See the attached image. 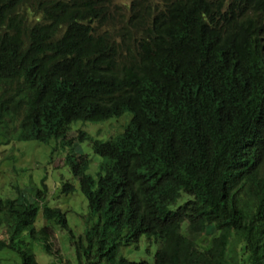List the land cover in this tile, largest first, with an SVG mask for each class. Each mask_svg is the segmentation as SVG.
Instances as JSON below:
<instances>
[{
    "label": "trees",
    "instance_id": "16d2710c",
    "mask_svg": "<svg viewBox=\"0 0 264 264\" xmlns=\"http://www.w3.org/2000/svg\"><path fill=\"white\" fill-rule=\"evenodd\" d=\"M263 50L264 0L0 4V93L16 99L0 103V145L20 111L17 138L45 144L130 116L114 140L77 136L102 158L95 175L88 157L68 161L82 233L44 203V180L0 197V264H39L34 244L52 256L58 228L75 264H264ZM128 247L152 260L127 261Z\"/></svg>",
    "mask_w": 264,
    "mask_h": 264
},
{
    "label": "rangeland",
    "instance_id": "374dc122",
    "mask_svg": "<svg viewBox=\"0 0 264 264\" xmlns=\"http://www.w3.org/2000/svg\"><path fill=\"white\" fill-rule=\"evenodd\" d=\"M118 3H126L128 0H116ZM157 0H149L148 2H156ZM13 93H0V103H8L14 105L15 99ZM130 116L125 114L120 119H109L108 121L98 123L80 122L71 125L72 132L61 141V146L51 141L49 144L36 145L35 143L12 142L6 147L0 146V197L7 198L16 195V188L24 191L26 187L33 191L41 188L42 180L47 185L44 196V203L57 207L62 212L67 213L69 227L73 233L80 234L84 229V220L81 216L85 214V201L78 190V180L70 172L68 167L62 165L67 151L77 144V135L79 130H84L93 140L106 141L116 137L122 133L124 126L128 123ZM78 130V131H77ZM72 152L76 155L87 156L90 160V175H95L101 158L95 155L90 147L89 142H80ZM92 160V161H91ZM68 182L72 184L76 191L69 196H60L58 193L60 183ZM81 218V219H80ZM44 224L42 214H39L37 227ZM53 237L50 240V248L52 256H48L42 252L39 245L34 244L36 260L39 264H75L73 251L69 244V234L61 229H55ZM80 232V233H79ZM154 248L148 254L144 248L135 249L128 247L122 249L121 254L130 261L152 260Z\"/></svg>",
    "mask_w": 264,
    "mask_h": 264
},
{
    "label": "clouds",
    "instance_id": "9594fccd",
    "mask_svg": "<svg viewBox=\"0 0 264 264\" xmlns=\"http://www.w3.org/2000/svg\"><path fill=\"white\" fill-rule=\"evenodd\" d=\"M25 0H5L3 3H0L2 6H4V7H6V8H13V7H17V6H19L21 3H23ZM131 1H133V0H128V2H131ZM149 1V0H148ZM128 2H126V3H128ZM159 2H160V0H157L156 2H148L149 4H151L152 6H154V5H157V4H159ZM114 3L116 4V5H122V4H126V3H118L116 0H114ZM212 41L214 42V43H216V44H218L222 49H224L225 51H227L228 50V47H227V45H226V43H225V41L223 40V38L221 37V36H215V37H213L212 38ZM259 58H260V60L262 61V62H264V50L259 54ZM5 90V92L6 93H9V92H12L13 93V91L11 90V89H4ZM13 95V94H12ZM13 98L15 99V97L13 96ZM15 101H16V99H15ZM15 101H14V103H15ZM4 104H6L7 105V103H4ZM30 112L31 111H29V112H23V111H20L19 112V115H18V117H15V119H14V124H13V130H15V135H16V138H15V143H23V142H26V143H29V142H32V143H35L36 145H40V144H44V145H47V144H49V143H47V144H45V143H42V142H37V141H23V140H19L18 138H17V136H18V134H19V132L21 131V128L27 123V121H28V118H29V115H30ZM123 117V116H122ZM122 117H119V118H117V119H120V118H122ZM113 119H115V118H113ZM108 121V120H107ZM129 122V121H128ZM87 123H89V122H87ZM81 124H83V123H81ZM85 124V123H84ZM128 124V123H127ZM126 126V125H125ZM123 130H124V128H123ZM73 130H71L70 132H72ZM78 131V130H77ZM80 131H82V130H79L78 131V134H79V132ZM70 132H68V134L70 133ZM83 132H85L84 130H83ZM122 133H123V131H122ZM121 133V134H122ZM68 134L66 135V137L68 136ZM120 135V134H119ZM118 135V136H119ZM78 136V135H77ZM65 137V138H66ZM117 137V136H116ZM65 138H63V139H60V140H58V141H54V143H56L57 145H60L61 146V141H63ZM113 138H115V137H113ZM113 138H110V139H108V140H106V141H102V142H108V141H111V140H114ZM85 141H87V140H85ZM97 141H99V140H97ZM81 141H79L78 140V137H77V144L74 146V147H71L70 148V150L69 151H67L66 153H67V155H66V157L64 158V160H63V163H62V165L63 166H65V167H68L69 168V170H70V172L72 173V171H71V167H70V165L68 164V161L70 160V161H76V162H79V159H78V156H81V155H76V154H74L73 152H72V150H74V148L77 146V145H79V143H80ZM82 142H84V141H82ZM0 146H2V147H6L7 145H0ZM62 147V146H61ZM62 149L64 150V148L62 147ZM87 157V156H86ZM101 158V157H100ZM88 160H89V158H88ZM90 161V160H89ZM92 161V160H91ZM102 163V158H101V162L100 163H98L99 165ZM90 165V164H89ZM98 168H99V166H98ZM62 183H68V182H62ZM62 183H60L59 185H61ZM72 185V184H71ZM16 188V190L18 189L19 191H22V190H20L19 188H17V187H15ZM76 189V188H75ZM79 190V189H78ZM80 192V191H79ZM59 194H60V196H65V194H63V193H60V192H58ZM16 196V195H15ZM14 196V197H15ZM7 198H11V197H8V196H6ZM14 197H12V198H14ZM84 198V197H83ZM84 201H85V199H84ZM86 204V203H85ZM86 206V205H85ZM132 248H134V247H132ZM124 249H127V248H124ZM123 256V255H122ZM125 257V256H124ZM126 258V257H125ZM127 261H129V262H133V263H141V261H144V259H141V260H139V261H130V260H128L127 259Z\"/></svg>",
    "mask_w": 264,
    "mask_h": 264
},
{
    "label": "bare ground",
    "instance_id": "6f19581e",
    "mask_svg": "<svg viewBox=\"0 0 264 264\" xmlns=\"http://www.w3.org/2000/svg\"><path fill=\"white\" fill-rule=\"evenodd\" d=\"M243 75V74H242Z\"/></svg>",
    "mask_w": 264,
    "mask_h": 264
}]
</instances>
